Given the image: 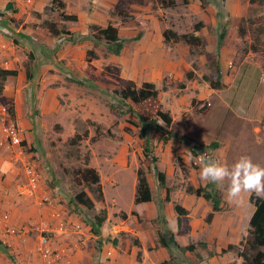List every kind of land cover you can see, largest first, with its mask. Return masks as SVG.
<instances>
[{"label": "rangeland", "instance_id": "374dc122", "mask_svg": "<svg viewBox=\"0 0 264 264\" xmlns=\"http://www.w3.org/2000/svg\"><path fill=\"white\" fill-rule=\"evenodd\" d=\"M4 1L6 3L10 2L11 6L7 8L5 7L6 4L4 7L0 5V63L10 60L14 68L23 71L25 74L23 77L17 74L10 76L7 82L5 80L3 82L0 81V88H2L0 106L4 105L7 111L6 115H0V150H2L0 152V160H4L0 167H2V170L11 172L14 176L16 175L17 178L20 177L21 183L19 182L17 186L14 185L12 192L16 189V193H12V195L21 196L19 190L26 182L22 161L17 157L18 154L15 152V147L8 146L5 131L2 129V127H7L12 121L21 130L23 154L33 157L37 163L40 175L45 178L43 186L47 189H52L57 197L51 207L52 202L40 203V198L36 199V193L29 192L24 195L23 199H19L22 201L30 199V204L27 206H33L29 208L26 206L30 211L35 207L47 206L39 213H36L34 209V220L40 218L46 212H53L54 208H63L61 216L64 219L68 220V216L76 218L78 222L71 223V221L70 223L73 224L75 231L80 229L81 226L83 227L82 233L79 232L81 239L79 236L77 238L80 242L83 239L86 241L81 245L78 242L77 246L80 245L84 252L90 254L88 255L89 261H85L84 264H111L108 260L101 261L104 254L110 258L112 252L104 253L102 250L103 243L101 242V245L98 240L117 237L119 243L118 246L114 247L121 248V251H125L127 247L126 243H124V239L127 236L126 242L128 239L130 246L140 242L138 241V236L124 232L122 227L125 226V223H122L121 220L116 221V218H122L121 211L114 213V220L109 223V227L115 232L105 233V236L101 239L88 237L89 224L84 221L92 220L93 216L101 208L106 211V205L111 211H116V208L124 211L136 209L133 203L136 175L133 170L132 160L135 147L133 146V140H129L126 136L129 134L133 138L135 134L138 135L139 128L137 127L138 125H135V122L140 125L139 114L142 113L147 118V127L145 128L152 142L154 140H164V135L157 137L155 133L158 131V127L150 122L153 119H157V111H169L163 103L168 104V100H171L170 104H175L176 113L183 112V120L178 121L180 128H173L177 135L173 134L171 139H177L180 142L187 141L189 145L188 153L191 157L195 158L190 152V147L196 144L199 148H202L201 153L211 154L212 160L228 166H231L240 155H248L253 162L264 166V0H174L172 7H163L161 0H144L142 3L128 0H62L64 7L61 9L56 5L49 7L51 4L50 0ZM117 5L118 9H125L132 15L131 18L129 17L130 19L120 17L119 26L121 29L126 26L133 29V18L136 16H138L136 22L142 24L143 20H145V14H153L149 19H158L166 27L170 25L169 28L176 30L179 34L197 33L203 41L201 46H188L183 42L178 43L179 47L185 48V56L183 58L187 64V71L191 72V78H186L179 82L173 81L172 84L166 81L169 87L164 91L159 85L160 82L155 80L154 82L159 85L157 89L163 103L157 98L133 104L127 99H122L118 93H115V90H118L121 85V80L123 81L125 78L120 76L119 70L112 63L103 62L101 65L103 73L100 72L98 74L100 64L98 66L95 65V71L91 72L92 76L100 79L97 84L101 88L94 87L92 82H86L87 80H95L92 77L81 76V79H77V81L79 80V85H81L79 88H84V90L77 92L78 94L74 97L73 102L75 100L83 102L82 107L77 106L74 108L72 105V113L60 114L58 117L38 114V110L34 109L32 94V103L30 98L27 99L29 89L24 87L25 75L27 76L28 74V68L31 69L33 60L38 61L40 57L42 60H47L40 56V53H38L37 58L35 57L37 52H39V46L42 48L47 46L45 49L50 51V53L46 51V54L52 60H55L61 44L69 38L67 33H62L59 36L50 35L47 33L48 27H45V22L58 21L55 23L56 26L60 30L64 28L66 30L67 25L65 23L67 22L64 21L62 23L58 15L60 11H63L64 13H75L80 16L88 14L96 21L101 22L92 21V23L104 26V14L107 16H110V14L116 15L115 6ZM20 14H39L38 20H35V24L42 28V30L38 31L41 32L39 37L28 36V38H25L15 31V26L23 28L27 26L26 23H23L25 20L19 17ZM115 19L118 21L117 18ZM197 22H202V26L197 32H194L193 26ZM68 24L72 26L75 23L69 21ZM110 24H112L111 20ZM154 27L153 22L151 25L145 26L144 29L148 33V29L155 30L156 28L154 29ZM77 32L74 31L73 34L81 37V34L78 35ZM92 32L90 30L86 36L93 38ZM151 34L148 37H151ZM221 34H223L222 39H220ZM123 36L125 37L121 38L124 40V45L133 37V33H124ZM46 37L49 39H46ZM93 40L96 46L107 45L104 39L96 40L94 37ZM169 42L171 43L172 41ZM137 45L138 43H134V46ZM170 47L173 48V44ZM96 48L99 52V46ZM165 48V56L178 63L182 57L175 52H170L172 49L169 46H165ZM11 49L13 52H6ZM159 50L161 48L153 44L143 49L138 48L136 56L124 67L125 70L129 75L131 72H136L143 77H150L149 74L158 68V66H155L157 57L154 53ZM180 51L178 52L180 53ZM127 52L128 57L133 54V43L127 45ZM93 53L94 51H92ZM106 53L108 54V52L103 53L104 57L107 56ZM165 56L162 58L165 59ZM22 58L25 59L23 60ZM96 58L99 61V57L96 56ZM157 64L161 65L159 61ZM162 71H164V68H162ZM217 74L219 75L221 86L215 88L213 83L218 80ZM128 78L130 77H126V79ZM131 79L133 80V78ZM19 91L24 96V99L20 100L22 109L25 110L26 107L29 109V104H32L31 109L27 110V115L21 117L25 119L27 127L22 123L19 125L15 123L8 111L10 104H13L10 99L13 96V92ZM3 92H5V95ZM167 97H169L168 100ZM178 101L183 107H179ZM77 108L82 112L77 111ZM158 122L163 124L161 120H158ZM186 131H191L195 135L194 137L202 138V142L188 141L186 139L188 137L187 133L186 137L184 135L183 138L178 136ZM75 135L82 137L74 140ZM226 140H231L232 143L229 150L226 149ZM212 141L219 142L218 145L223 148L221 156H216L212 150L210 151L208 146ZM250 142L253 144L248 146ZM243 144H247V146L238 150L237 145ZM153 149L152 146L154 154ZM119 154L131 155L130 164L126 168L120 167L115 163V161L120 159ZM138 157V160L142 158L141 153ZM180 162L181 159L178 160V163ZM86 166L94 167L99 175L101 189L105 194L102 200L96 197V185L85 183L80 177V170ZM162 167H165V164L161 162L160 169ZM1 172L5 176L6 172ZM3 176L0 174V186H7ZM169 181L167 180V183ZM199 181H201L200 178ZM9 187L12 186L9 185ZM203 188L206 189L204 186ZM81 190H84L92 198L94 202L93 208L88 209L83 206V209L77 211L68 205L67 197ZM50 195L51 192L48 197L52 200V195ZM220 195L222 196L221 193ZM242 195L244 201L242 205H230L224 199L222 210L218 211H224L221 215L230 219L229 222L233 227V233L238 235V239L232 243H228V240L223 242L246 249V245L244 243L241 245L240 242L247 234L249 229L248 220L254 207L248 202L249 194L244 193ZM224 197L226 198L225 195ZM201 207L202 205L197 206L198 210H202L203 208ZM233 209L235 211L232 214ZM229 212H231L230 216ZM4 215L8 216V227L13 228L9 221L8 211ZM135 218L131 215L132 223L130 224L133 225V228L136 225H147L141 216L135 215ZM175 220L177 221L176 217ZM176 221H171L170 225H174ZM151 223L161 226L159 221L151 220ZM23 225L25 226L21 225L19 231H13V233L10 231L11 236H7L10 238L7 242L9 245L3 244L6 252L12 258H9V261L15 262V264H20V259H23L22 252L26 254L33 250H36L40 264H46L47 257H43L39 249L42 244V237L46 238L47 241L45 243L49 249L48 253L51 254V251L59 252L60 246L65 245L56 243L54 241L55 236L65 241L71 236H66L64 231H51L53 229L51 226L45 223L42 225L39 221H31ZM144 229L147 230L150 236L154 235L150 226ZM166 229L164 228L163 232ZM148 234H146L147 238L149 237ZM25 235H28V237H23ZM29 235L34 241L28 245ZM199 235L191 238L186 234L184 235L186 240L183 244L195 243L193 250L188 251L190 254L189 259L193 264H234L235 260L236 264H240L242 257L237 255L235 248L222 252L223 248H227V244L223 245L220 240L213 243V248L211 244L210 246H205V239L203 238L194 242L193 240H197ZM225 235L227 237L229 233L225 232ZM240 235L242 239H240ZM157 236L156 233L153 237L156 238ZM178 240L182 244L181 241H184L182 235L180 238L178 236ZM106 242L110 243L111 247L113 246L111 241ZM41 248L44 249L43 246ZM80 248L77 249L81 252ZM77 249L74 248V250ZM261 250L264 249L261 248ZM247 251L249 254L253 253L249 250ZM60 252L63 254H60L58 259H55L51 264H75L73 256H68V253L63 251ZM177 252L184 254L186 251L181 252L178 250ZM120 254L127 255V252H120ZM117 260L118 263L116 264H142L137 259V263L129 262L127 258H121L120 256H117ZM80 261L81 264L83 261ZM161 261L162 259H159L156 264H160ZM174 264H178V262L175 260Z\"/></svg>", "mask_w": 264, "mask_h": 264}, {"label": "crops", "instance_id": "0c3cea01", "mask_svg": "<svg viewBox=\"0 0 264 264\" xmlns=\"http://www.w3.org/2000/svg\"><path fill=\"white\" fill-rule=\"evenodd\" d=\"M133 1L137 2V0H133ZM138 2L142 3L144 2V0H138ZM5 4L6 2L4 0L3 1L0 0L1 7H4ZM67 14H74L77 17V19L73 21L75 24H73L72 26L68 24V22L71 20H60L62 21V23L64 21L67 22L65 23V25H67L66 30L65 28L62 30L68 32L67 34L69 35L68 36L69 38H67V40L61 44V48L57 51V56L55 60H52L48 56V54H46L47 49L45 48H47V46H43V48L39 46L38 47L39 52H37L35 57L37 58L38 53H40V56H42L43 58H46L47 60H42L41 57L38 61L33 60L34 62H32L31 69L28 68V74L27 76L25 75L24 87L29 89L27 99L28 98L31 99L32 98L31 94H32L33 101H34V109L36 111L38 110L37 111L38 114L44 115V116L51 115V116L58 117L60 114L63 115V114L72 113V109H71L72 105L74 108H76L77 106L82 107L83 102H77L76 100L75 102H73L74 97L79 92H81V90L82 91L84 90V88H79V86L81 85H79V80L77 81V79H81V76L92 77L95 80H92V81L87 80L86 82L88 83L92 82L94 87L101 88L99 87V84H97L99 83L98 80L100 79L92 76L91 72L95 71V68H94L95 65L98 66L100 64L98 68V74L100 72L103 73V70L101 68V65L103 62L112 63V65L119 70L120 76L122 78L126 79V77H130L128 78L130 80H132L131 78H133L132 81H134L137 86H140V84L144 81L154 82L155 80H158L160 82L159 85L161 86L163 91L167 90L169 87V84H172L173 81L179 82V81H183L186 78L188 79L191 78L192 75L187 77V73L190 71L189 70L187 71L188 69L187 64H186L185 59L183 58V56H185L184 54L185 48L179 47V44H178L179 42H183V43L185 42L180 40L178 42L170 43L169 41L165 40L163 37V31L165 29H168L170 25L166 27L164 23H162L158 19L156 20L149 19L150 16H152L153 14H145L144 15L145 20H143L144 22L142 24H139L136 22V19H138V16L133 18V29L127 26L121 29L119 26V23H120L119 19L122 16L115 15V14H113L115 15V17H113V15L111 14L110 16H107L106 14H104L105 16V20L103 23V25L105 24L104 26H100L98 24L92 23V21H95L98 23H101V22L96 21L94 18H92L88 14H83L82 16H80L79 14H75V13H67ZM19 17L25 20L23 22L24 24L25 23L27 24L25 28L15 26V31L17 33H20L19 35H22L25 38H28V36L37 38L40 36L41 32H38V31L42 30V28H40L38 25L35 24V20H38L39 14H20ZM129 17L131 18L132 15L128 12V16H124L122 18L130 19ZM115 18H117L118 21H116ZM110 20L112 21V25L117 27L118 35L120 37L124 38L125 37L123 36L124 33L126 34L133 33V37L130 38L127 42L125 41L126 43L123 45L119 54H114L113 52H111V50L108 49L107 45H97L99 46V52H98L96 48L97 46L95 45L94 40H93L94 36L93 38H89L88 36H86L90 30L93 31L92 35H94L96 32L95 27L103 28L108 23H110ZM153 22L155 25L154 29L155 28L156 29L151 30L149 28L148 33H146L147 31H145L144 27L147 25H151ZM46 26H47V23L45 22V27ZM36 29H39V30H36ZM77 29L79 30V32H77L78 31ZM169 29H172V28H169ZM172 30L176 32V30L174 29ZM74 31L77 32L78 35L81 34V37L79 36L77 37L76 35H74L73 34ZM194 32H197V31H194ZM62 33L64 32H61L55 36H59ZM150 33H152L151 37H148ZM46 39H49V38L46 37ZM130 43H133V54H131V56L128 57L129 55L127 52V45ZM134 43H138V45L134 46ZM152 44L157 45L161 48V50L155 51L154 53L155 56L157 57L155 66H158V68L154 69L153 72L149 74L150 77H143L142 75H138L136 72L135 73L131 72V74L129 75L124 67H126L127 63L131 62L133 58L136 56L138 48L143 49L146 46H152ZM171 44H173V48L170 47ZM175 45L177 46L174 48ZM165 46H169V48L172 49V50L169 49L170 52H175L176 54H179L182 57L179 59L178 63L174 62L173 59L167 58L165 56V52H166ZM180 49H182V51H180ZM91 51H94V53L91 54L90 53ZM178 51H180V53ZM6 52H13V50L11 49ZM47 52L50 53V51H47ZM105 52H108V54L106 53L107 56L104 57L103 53ZM23 55L25 56V53ZM96 56L99 57V61L97 60ZM164 56H165V59L162 58ZM22 59L24 60L25 58H22ZM158 61L161 65L157 64ZM95 63H98V64H95ZM0 66L1 68H4V69H15L17 71V75H19L20 77H23V75L25 74L23 71L17 70V68H14V65L13 66L11 65L10 60L0 63ZM162 68H164V71H162ZM9 77L10 76L6 77L5 79L6 82L8 81ZM166 81L167 83L169 82V84H167ZM76 83H77V86H76ZM155 85L156 87L159 86L157 82L155 83ZM3 94L5 95V92H3ZM157 98H159L163 103V100L160 96L159 91H158ZM10 99L13 102L12 107H13V111L15 115L14 121L18 123V125L22 123L25 127H27L25 119H22L21 117L24 115H27V112H28L27 110L31 109L32 104H29V109L27 107L25 110L22 109L20 100H23L24 96L21 93V91L16 92V93L13 92V96ZM168 99L169 97H167V100ZM170 102L172 101L168 100V104L167 103L166 104L163 103V104L167 107V109L169 110L172 116V123L168 126L160 124L162 129L158 126V131L155 133L157 134V137H162L161 135H164L165 139L164 140L162 139L154 140V142H152L153 148H154L153 149L154 154L158 158V161L156 162L155 165L159 170L165 173V185L168 188V191L165 188H162L159 186L158 181L153 172H146V177L149 183V187L151 190V196H152L150 201L134 204L136 209L135 210L130 209L129 211H124L119 208H116V209L114 208L116 211L114 210L111 211L106 205L105 207L106 208V219L102 223V226H101L102 237L105 236V233L115 232V230H112V228L109 227V223L114 220L113 214L117 213L118 211H121V213L122 212L125 213L126 216L124 218H116V221L121 220L122 223H125V226L122 227L124 232L129 233L130 235L134 234L138 236L139 237L138 241L140 242L138 244H133V246H130L128 239L126 242V238L128 237L127 236L124 239V243H126L127 245L125 251H121V248L119 247H114V246H118L119 240H117V244L111 243L113 245L112 247L110 246V243H107L106 241L102 242L103 243L102 250L104 251V253L112 252V256L108 258L104 254V257L101 259V261L108 260L111 264H116L118 263L117 256H120L121 258H127L129 262L137 263L136 257H137L138 251H141L140 253H141L142 262L140 263L142 264H146V263L156 264L157 262H159V259H162V261L168 260L171 252L167 248L160 246L158 244V241L156 240L158 236L156 238L153 237L156 235V233L158 235L159 232H163L164 228H167L174 234V237L178 243H179L178 236L180 238L182 235V237L184 238V241H181L182 244L179 243L180 246L188 245L187 243L183 244V242H185L186 240L184 236L185 234L188 235L189 238L195 237L198 234H200L199 238L193 241L197 242L203 238L205 239L204 240L205 246H210L211 244L212 248H213V243L217 242L218 240H220V242L224 245V244L232 243L233 241H236L238 239L237 238L238 235H234L233 233V229H232L233 227L229 222L230 219L228 217L224 218V216L221 215L224 213V211L222 212L214 211L213 212L211 210V204L209 201L205 200L201 196H196L194 193H191L186 190L188 185L193 186L194 188H197L199 186H202V187L204 186L206 190H211L212 188H214L215 190L220 191L219 193L222 194L221 196L222 201L220 204L221 207H222V202L224 201V199H226L224 195L226 194V191H227L225 186L216 185L212 183H206L202 180L199 181L200 168L198 164L195 162L196 161L195 158L191 157V155H189L188 153V147H189V145L187 144L188 142L187 141L180 142L177 139H171V136L173 134L177 135V133L174 132L173 128L175 127L180 128L178 121L183 120V115H182L183 112H180L179 114L176 113L175 104H170ZM31 103H32V99H31ZM177 104L179 105V107H183L179 101L177 102ZM77 111L82 112L78 108H77ZM169 130L170 131L172 130V131L170 132ZM190 132L186 131L184 134L182 133V135H178V136L183 138V135L186 137V133H187L188 137H186V139L188 141L190 142L197 141L195 143L202 142V138L194 137L195 135L192 134V132L191 133ZM126 137H128L129 140H133V146L135 147V149H133L132 160H133V170L136 175V170L138 169L140 165L139 160L137 158H139L138 156L142 152V141L143 140L137 134H135L133 138L130 137L129 134H127ZM225 144H226V149L229 150L230 144H232L231 140H226ZM252 144L253 143L250 142V145L248 146H251ZM246 146L247 144L237 145V149L241 150L243 149V147H246ZM222 149L223 148L220 145H218L214 149L210 148V151L212 150L216 156H221V153L223 151ZM0 152H2V150H0ZM119 155H120V159L115 161V163L120 167L126 168L130 164L129 159L131 155L130 156H127L126 154L124 155L119 154ZM178 158L181 159L180 163H178V160H179ZM3 161L4 160L1 159L0 164ZM161 162L165 164V167H162L160 169ZM1 171L6 172L5 176H3ZM0 174L1 176L4 177L5 181L7 182V186L6 185L0 186V264H15V262L9 261V257L2 250V247L4 246L3 244L6 243L7 245H9L7 242L10 240V238H8L7 236H11L10 231L12 230L14 232L19 231L21 225L25 226L23 225L24 223H30L31 221H37V222L39 221L40 223H42V225L44 223L48 224V226H51V228H53L51 231H55V232L64 231L66 236L71 235L66 241L55 236L54 241L56 243L66 245V246L61 245L60 251L68 253V256L69 255L73 256V261L75 264H80L81 262L80 260L83 261L81 264H84L85 261H89L88 255L90 254H88V252H84L80 248L81 247L80 245L82 243H85L86 241L83 239V241L80 242L77 238V236H79L81 239V235L79 234V232L82 233L83 227L81 226L80 229H77L75 231L73 224H71L74 222H78L76 218H71L68 216L67 217L69 220L68 221L67 219H64L63 216H61L62 215L61 212H63V208H54L53 212H46L47 214L44 213L43 216L34 220L35 219L34 209L36 213H39L41 212V210H44L45 208H47V206L35 207L32 209V211L27 209V207L29 208L33 206V205L27 206L28 204H30V199H26L27 201H22L20 199H23L24 195L29 193V191L24 193L21 190H19V193L22 197L19 195H15V196L12 195V193L14 194L16 193V189L13 190L12 192V188H14V185L17 186L19 182L21 183L19 179L20 177L17 178V176L16 175L14 176V174H12L11 172L7 170H2V167H0ZM44 179H45L44 176L40 175V186L38 190L30 191V192L34 194L36 193L35 194L36 199L42 196L46 197L45 199L47 201L44 200V202L46 203L52 202V204L50 205L51 207L53 205V201H55L57 197L53 193L52 189H47L46 187L43 186ZM167 180H170L169 183H167ZM12 181H14V183H12ZM9 185H11L12 187H9ZM50 192L52 195V196L50 195L52 197V200H50L51 198L48 197ZM104 195L105 194L103 192V196ZM133 198H134V194H133ZM39 201H42L41 203L44 204L42 198L39 199ZM175 204H179L180 206H182L186 210V214L179 215L175 211V208H174ZM200 205H202L201 207L203 208L202 210H198L197 208V206H200ZM220 210H222V208H220ZM7 211L10 216L9 221L13 225L12 226L13 228L8 227L9 226L8 216L6 218L3 217V215ZM211 211H212V217L210 221L207 222L205 218L207 214L210 213ZM232 211H233L232 212L233 214L235 210L233 209ZM132 212H134V214H132ZM230 213L231 212H229V216H230ZM131 215H133L134 218H135V215L141 216L142 219L147 223V225L146 226L143 224L141 226L136 225L133 228V225L130 224L132 223ZM175 217L177 218V221L175 220ZM178 217L180 218V226L178 225ZM171 219H174V220H171ZM151 220L159 221L161 226H158V224L156 225L152 224ZM128 221L130 222L128 223ZM171 221H176V222L174 223V225L171 226L170 225ZM4 226H7V227H4ZM148 226L151 227L153 234H154L153 236H150L147 230L144 229L145 227H148ZM88 227L90 229V225ZM22 228H25V227H22ZM225 232H228L229 236L226 237ZM146 234L149 235L148 238L146 237ZM111 235H114V234H111ZM140 236L142 237V239ZM23 237H28V235H25ZM88 237L89 238L94 237V239H96V236L93 235L91 231H89ZM116 239L118 238L116 237ZM240 239H242L241 235H240ZM226 240H228V243L223 242ZM33 241L34 239L30 237L29 235V240H27L28 245L32 244ZM78 242H80V245L77 246ZM74 248L75 249L80 248L81 252L79 251V249L74 250ZM188 251L190 252L192 250H187L184 254L178 253L177 251L175 252L173 250L172 255L176 258L175 260L178 262V264H191L192 262L189 259L190 254ZM120 252L122 253L127 252V255H121ZM199 253L201 252L199 251ZM60 254H63V253L60 252ZM21 255L23 259L22 260L20 259L21 262L18 261L20 264H40V259H38V254L36 250L27 252L26 254L22 252ZM241 261H243V259L240 260L239 262L240 264H241ZM234 264H236V260Z\"/></svg>", "mask_w": 264, "mask_h": 264}, {"label": "trees", "instance_id": "16d2710c", "mask_svg": "<svg viewBox=\"0 0 264 264\" xmlns=\"http://www.w3.org/2000/svg\"><path fill=\"white\" fill-rule=\"evenodd\" d=\"M128 1H133V0H128ZM50 2L51 4L49 7H54V5H56L60 9L64 7V2L62 0H50ZM161 5L163 7H167V6L172 7L174 5V0H161ZM9 6H11V3L7 2L5 7L9 8ZM115 13L116 15L122 17L128 16V11L125 9H118V5L115 6ZM58 15L61 20L75 21L77 19V17L74 14H67L64 13L63 11H60ZM57 22L58 21L47 22V27H48L47 33L54 36L61 32L68 33L67 31H63L62 29L60 30L55 24ZM201 26H202V22H197L194 25V31H198L201 28ZM95 29H96V32L94 34L95 39L97 40L104 39V41L108 46V49L111 50V52H113L114 54H119L120 50L123 47L124 40L118 35L117 27L108 23L103 28L95 27ZM163 37L165 40L172 42H178L182 40L186 44L192 46H201V44H203V41L200 38V36L195 33L178 34L177 32L169 28L163 31ZM222 37L223 34L220 35V39H222ZM90 53L92 54V51ZM188 73H187V77L191 76V73L190 72ZM16 74L17 71L15 69H4L0 67L1 82H3L6 79V77L15 76ZM217 77L218 80H216L213 83V87L215 88L221 86V82L218 74ZM120 84L121 85L119 89L115 90V93H118L122 99L124 100L127 99L133 104L141 103L146 100L157 99L158 90L153 81H144L140 84V86H137L134 81L130 79H125L123 81L121 80ZM1 91L2 88H0V92ZM8 111L11 119L14 121L15 115L12 104H10V106L8 107ZM156 115H157V119H153L152 122L150 123H154L157 127L159 126L160 128L161 126L158 120H161L163 122V125L165 126L171 124L172 118L169 111H164V112L157 111ZM138 118L140 125L137 124V122H135V125H138L137 126L139 128L138 136L143 141H142V152H141L142 158L139 160L140 165L136 170V183H135L134 198H133L134 204L148 202L152 198L151 190L146 177V172H153L158 181L159 186L165 188L168 191V188L165 185V173L159 170L155 165L156 162L158 161V158L156 155L153 154L152 151L153 143L151 139L148 137V133L145 128L147 124L146 122L147 118L142 113L138 115ZM74 137L75 138L73 139L77 140L80 139L82 136L75 135ZM217 146H218V142L212 141L208 147L214 149ZM190 152L197 159L199 153L202 152V148H199L198 145L194 144L192 147H190ZM205 155L210 159L212 158L211 154H205ZM80 177L82 181H84L85 183H91L96 185L95 186L97 192L96 197L97 199L102 200L103 192L101 189L99 175L96 169L91 166H86L85 168L80 170ZM186 190L191 193H194L196 196H201L205 200L209 201L213 212L220 210L221 208L220 204L222 201L221 195L214 188H212L211 190H206L202 186L194 188L193 186L188 185ZM67 198L68 201L67 200L66 201L68 205L71 208L73 207L77 211L83 209L82 208L83 206L88 209H91L94 206V202L92 198L88 196L84 190H81ZM248 202L253 205L254 210L251 213L250 218L248 220L249 229L247 231V234L240 242L241 245L243 243L246 245V249L238 248L234 244H227V248H223L222 252L235 248L237 255L241 256L243 259L241 264H264V250H261V248L264 249V199L257 198L256 195L253 193L248 195ZM174 208L179 215L186 214V210L179 204H175ZM212 211L208 213L205 218L207 222L210 221L212 217ZM132 214H134V212H132ZM121 216L122 218H124L126 214L122 212ZM105 219H106V211L104 208H101L99 212L93 216L92 220L91 219L84 220L86 223L90 225V231L93 233V235L96 236V239L102 238L101 226L102 223L105 221ZM178 225L180 226L179 217H178ZM110 238H104L98 241L99 243L105 241H111L112 244H117L116 238H112V237ZM157 241L160 246L167 248L171 252L169 259L161 261L160 264H174L176 258L172 255L173 250L174 251L180 250L181 252H185L187 250H193L194 248L193 244L180 246L179 243L176 241L174 234L168 229H166L164 232H159ZM2 250L7 254V256L10 259H12L11 256L8 254V252H6V248L4 246L2 247ZM247 250L253 253L249 254ZM136 259L139 263L141 262L140 251H138Z\"/></svg>", "mask_w": 264, "mask_h": 264}, {"label": "clouds", "instance_id": "9594fccd", "mask_svg": "<svg viewBox=\"0 0 264 264\" xmlns=\"http://www.w3.org/2000/svg\"><path fill=\"white\" fill-rule=\"evenodd\" d=\"M195 162L202 181L226 187V202L230 205H242L244 193L264 199V166L253 162L250 156L240 155L228 166L200 153Z\"/></svg>", "mask_w": 264, "mask_h": 264}, {"label": "built area", "instance_id": "2783aa9c", "mask_svg": "<svg viewBox=\"0 0 264 264\" xmlns=\"http://www.w3.org/2000/svg\"><path fill=\"white\" fill-rule=\"evenodd\" d=\"M7 111L5 106L1 105L0 106V115H6ZM3 131H5V136H6V142L8 146H11L12 148L15 147L16 153L18 154L17 157H19L22 161V167H23V173L25 176V185L22 186L21 191L26 193L27 191H36L38 190L40 186V173L37 168V163L34 161L33 157L31 155L25 156L23 154L22 148V138H21V130L11 121L10 124L7 127H2ZM40 199L42 198L43 202L46 200L44 196L39 197ZM47 201V200H46ZM42 201H40L41 203ZM4 218L7 216L4 215ZM7 227V226H4ZM13 230L11 231V233ZM46 238L42 237V244L41 246L44 247V249L41 248L40 250L42 252L43 257H47V263L46 264H51L55 259H58V256L60 255V252H53L51 251V254L48 253L49 249L47 248L46 245Z\"/></svg>", "mask_w": 264, "mask_h": 264}]
</instances>
